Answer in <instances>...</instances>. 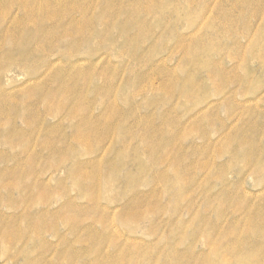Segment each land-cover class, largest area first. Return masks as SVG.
Here are the masks:
<instances>
[{"label":"rangeland","instance_id":"374dc122","mask_svg":"<svg viewBox=\"0 0 264 264\" xmlns=\"http://www.w3.org/2000/svg\"><path fill=\"white\" fill-rule=\"evenodd\" d=\"M0 264H264V0H0Z\"/></svg>","mask_w":264,"mask_h":264},{"label":"bare ground","instance_id":"6f19581e","mask_svg":"<svg viewBox=\"0 0 264 264\" xmlns=\"http://www.w3.org/2000/svg\"><path fill=\"white\" fill-rule=\"evenodd\" d=\"M75 4H76V6H74L73 5V7H72V10H80V9H82L81 8V6H82V4H81V2L80 1H76V2H74ZM49 6V4H45L44 5V7H48ZM28 16V15H27ZM41 16H37V15H32L30 18V21L31 20H33V21H38V20H40L41 18H40ZM20 21V24H21V22H22V20H19ZM28 22V21H27ZM93 23V22H92ZM59 27H63L61 24L59 25ZM37 28V27H36ZM49 34H47L46 36H48ZM48 37H50V35L48 36Z\"/></svg>","mask_w":264,"mask_h":264}]
</instances>
